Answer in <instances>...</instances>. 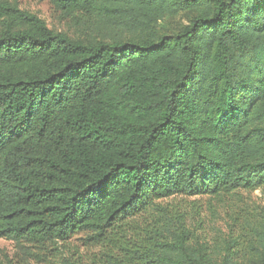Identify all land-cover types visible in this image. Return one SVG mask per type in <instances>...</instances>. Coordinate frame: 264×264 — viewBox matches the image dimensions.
<instances>
[{
    "label": "trees",
    "instance_id": "trees-1",
    "mask_svg": "<svg viewBox=\"0 0 264 264\" xmlns=\"http://www.w3.org/2000/svg\"><path fill=\"white\" fill-rule=\"evenodd\" d=\"M49 1L104 33L0 0V238L125 233L154 199L264 187V0ZM205 249L182 231L109 264H234Z\"/></svg>",
    "mask_w": 264,
    "mask_h": 264
},
{
    "label": "rangeland",
    "instance_id": "rangeland-1",
    "mask_svg": "<svg viewBox=\"0 0 264 264\" xmlns=\"http://www.w3.org/2000/svg\"><path fill=\"white\" fill-rule=\"evenodd\" d=\"M8 1L37 15L54 31L70 37L92 38L104 33L92 18L70 16L56 9L49 0ZM189 18L187 12L167 16L158 23L156 31L158 34L174 33L186 25ZM124 228L125 233L116 229L101 236L82 230L64 241L42 244L14 243L0 238V261L109 264L112 258L126 256V249H138L142 253L154 243L171 242L173 234L185 231L187 243L205 247V251L218 261L228 252L234 264H261L264 250L258 233L264 228V187L219 195L179 193L154 199L147 208L127 220Z\"/></svg>",
    "mask_w": 264,
    "mask_h": 264
}]
</instances>
